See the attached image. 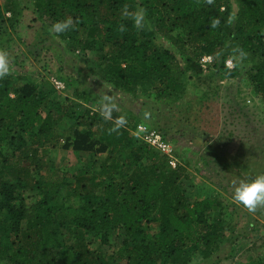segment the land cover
I'll use <instances>...</instances> for the list:
<instances>
[{"label": "trees", "instance_id": "obj_1", "mask_svg": "<svg viewBox=\"0 0 264 264\" xmlns=\"http://www.w3.org/2000/svg\"><path fill=\"white\" fill-rule=\"evenodd\" d=\"M235 2L236 11L231 0H35V11L52 24L72 18V30L58 38L71 52L101 54L103 78L128 95L154 86L155 100L173 105L187 73H202L204 56L224 78H236L226 62L241 48L247 56L240 62L255 64L250 79L264 100V0ZM140 6L150 27L134 25L130 13ZM156 34L185 67L157 47ZM18 80L10 73L0 79V264H188L220 250L224 230L211 221L214 202L188 199L181 170L131 136L135 115L115 127L125 110L105 120L62 101L44 82ZM74 94L91 100L85 89ZM63 125L70 135L62 147L90 156L72 172L45 162L61 145ZM113 230L123 240L111 254L92 248L96 241L109 247Z\"/></svg>", "mask_w": 264, "mask_h": 264}, {"label": "rangeland", "instance_id": "obj_2", "mask_svg": "<svg viewBox=\"0 0 264 264\" xmlns=\"http://www.w3.org/2000/svg\"><path fill=\"white\" fill-rule=\"evenodd\" d=\"M231 3L236 11L235 0ZM0 7V50L7 53L9 73L19 79L18 85L44 82L43 86L53 88L62 101L69 99L90 115H101L100 102L107 95L116 110H125L121 117L135 115L131 136L136 141L147 143L155 131L170 146L168 155L152 149L167 156L172 170H181L188 199L214 202L211 221L223 222L220 250L208 260L195 255L188 264L264 263V205L250 212L232 198L241 181L264 174V100L250 79L256 74L255 64L234 62L231 70L237 77L230 79L212 64L199 75L188 72L181 98L173 105H161L155 100L154 86L140 88L132 96L105 81L101 54L71 52L68 42L49 32L52 22L39 18L35 0H0ZM145 21L150 27L147 13ZM153 39L159 49L172 51L185 67V60L169 40L157 34ZM78 89H85L91 100L77 98L74 93ZM60 134L64 136L60 147L50 150L45 162L65 172L82 168L90 156L62 147L70 135L66 125ZM105 156L96 159L102 163ZM98 169L93 172L98 173ZM28 196V201L33 200ZM67 240L73 242L71 237ZM122 240L123 235L113 230L109 247L96 241L92 248L111 254Z\"/></svg>", "mask_w": 264, "mask_h": 264}, {"label": "clouds", "instance_id": "obj_3", "mask_svg": "<svg viewBox=\"0 0 264 264\" xmlns=\"http://www.w3.org/2000/svg\"><path fill=\"white\" fill-rule=\"evenodd\" d=\"M130 16L134 22V25L140 29L145 26L146 12L144 9H138ZM219 24V20H215L211 23V27L215 28ZM73 20L67 18L64 20L53 23L49 29L50 33H53L59 37L67 31L72 30ZM120 30L125 31V26L121 25ZM247 56V53L241 48H235L233 54L227 60V65L231 67L234 62L239 63L243 58ZM10 64L9 58L5 51L0 50V79L9 75ZM116 108V105L111 101V98L105 95L100 102V114L105 120L112 118V111ZM124 118L120 117L115 121V127H119L124 124ZM115 127L113 130H115ZM233 200L238 205L248 209L250 212L254 211L258 205H264V174L257 175L251 180L241 181L234 190Z\"/></svg>", "mask_w": 264, "mask_h": 264}, {"label": "built area", "instance_id": "obj_4", "mask_svg": "<svg viewBox=\"0 0 264 264\" xmlns=\"http://www.w3.org/2000/svg\"><path fill=\"white\" fill-rule=\"evenodd\" d=\"M213 64V58L211 56H204L200 60V65L202 69H206L209 65ZM226 66L231 69L233 66L229 67L226 63ZM57 87L60 88L61 84L56 82ZM147 143L155 148L156 150L162 152L163 154H169L171 151L170 146L162 141V138L155 131L152 132L148 138Z\"/></svg>", "mask_w": 264, "mask_h": 264}]
</instances>
